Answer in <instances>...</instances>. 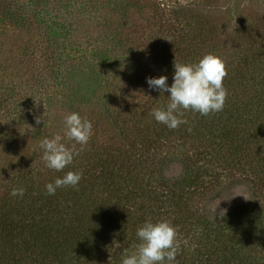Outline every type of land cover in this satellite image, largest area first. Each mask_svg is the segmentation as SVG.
Here are the masks:
<instances>
[{
	"label": "rangeland",
	"instance_id": "1",
	"mask_svg": "<svg viewBox=\"0 0 264 264\" xmlns=\"http://www.w3.org/2000/svg\"><path fill=\"white\" fill-rule=\"evenodd\" d=\"M207 3L208 0H0V179L3 175L9 179L14 173L16 176L20 169L17 163L24 161L18 155L15 158L13 148L27 147L35 153L36 159H28L26 168L21 164L26 170L51 164L58 170L62 156L63 164L76 149L97 146L94 161L101 166L112 160L108 148L120 154L131 143L140 149L149 139L158 137L160 141L151 144L150 152L155 157L150 171L142 176L151 177L158 185L164 183L168 191L191 189V202L176 221L180 225L169 224L167 232H160L151 230L147 222L150 219L146 218L128 226V232L137 235L131 243L109 240L111 249L105 257L116 251L122 264H192L204 257L199 241L207 240L208 228H227L243 205L248 204L253 212L264 208V180L256 179L254 167L233 169L235 160L224 152L213 159L212 154L206 160L196 157L197 152L205 154L207 149L200 141L181 143L176 134L169 141L161 140L158 135L166 132H159L160 122L149 124V139L138 132L142 123L133 124V120L144 119L140 108L152 99L150 95L153 97L156 89V78L149 76L139 56L147 36L159 40L176 30L187 32L184 22L193 26L197 12L202 21L206 15L221 20L220 26L227 32L240 21L264 20V0ZM214 5L218 9H212ZM133 44L137 45L134 54L129 49ZM118 114L128 120L130 135L123 140L114 133L111 121ZM13 135L19 147L7 142ZM40 160L42 163L37 165ZM194 178L199 184L191 187ZM184 222L193 225L183 226L187 234L185 229L180 231ZM198 222L204 224L200 226ZM100 258L103 260L104 255L89 264H101L96 262ZM21 262L25 264L26 260Z\"/></svg>",
	"mask_w": 264,
	"mask_h": 264
},
{
	"label": "trees",
	"instance_id": "2",
	"mask_svg": "<svg viewBox=\"0 0 264 264\" xmlns=\"http://www.w3.org/2000/svg\"><path fill=\"white\" fill-rule=\"evenodd\" d=\"M196 14L193 26L184 22L187 32L176 30L159 40L149 36L147 42L143 40L139 56L149 76L156 78V89L140 108L144 119L133 120V124L142 123L138 132L149 139V124L160 122L159 132H166L158 135L161 140L169 141L176 134L181 143L200 141L207 149L196 157L206 160L210 154L213 159L227 153L236 162L233 169L254 167L256 179L262 181L264 20L240 21L227 32L220 26L221 20L206 15L202 21V15ZM129 49L134 54L137 45ZM122 116L111 118L121 140L130 135L128 120ZM15 139L13 135L7 142L13 146ZM157 140L149 139L140 149L131 143L120 154L108 148L112 160L101 166L94 161L97 146L76 149L63 164L62 156L58 170L52 164L39 165L42 160L36 163L39 168L24 169L36 155L15 145L19 147L13 148L15 158L18 155L24 161L17 163L16 176L6 172L11 179L4 175L0 179V264H21L23 259L25 264H89L103 255L96 262L122 264L116 251L109 257L105 252L111 249V239L131 243L137 236L128 232L133 221L149 218L151 230L160 232H167L169 224L180 225L176 221L191 202V189L168 191L164 183L158 185L142 176L150 171L155 157L151 144ZM193 184H199L197 178L191 187ZM258 210L243 205L227 228H208L207 240L199 241L204 257L192 264H264V208ZM153 216L159 217L151 220ZM183 226L193 227L182 223L179 227L185 229L184 234L188 229Z\"/></svg>",
	"mask_w": 264,
	"mask_h": 264
}]
</instances>
